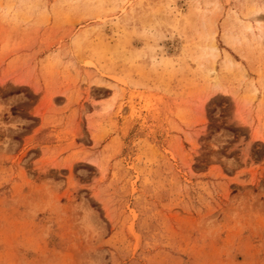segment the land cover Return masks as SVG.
Here are the masks:
<instances>
[{"label": "rangeland", "instance_id": "1", "mask_svg": "<svg viewBox=\"0 0 264 264\" xmlns=\"http://www.w3.org/2000/svg\"><path fill=\"white\" fill-rule=\"evenodd\" d=\"M0 264H264V0H0Z\"/></svg>", "mask_w": 264, "mask_h": 264}, {"label": "bare ground", "instance_id": "2", "mask_svg": "<svg viewBox=\"0 0 264 264\" xmlns=\"http://www.w3.org/2000/svg\"><path fill=\"white\" fill-rule=\"evenodd\" d=\"M215 47V46H214ZM215 49H216V47H215ZM217 50V49H216ZM212 74L215 76V72H212Z\"/></svg>", "mask_w": 264, "mask_h": 264}]
</instances>
